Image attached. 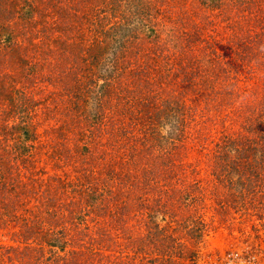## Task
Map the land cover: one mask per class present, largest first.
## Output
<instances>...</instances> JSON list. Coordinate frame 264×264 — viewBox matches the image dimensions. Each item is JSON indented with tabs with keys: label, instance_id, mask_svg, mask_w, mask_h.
<instances>
[{
	"label": "rangeland",
	"instance_id": "374dc122",
	"mask_svg": "<svg viewBox=\"0 0 264 264\" xmlns=\"http://www.w3.org/2000/svg\"><path fill=\"white\" fill-rule=\"evenodd\" d=\"M262 109L264 0H0V264H264Z\"/></svg>",
	"mask_w": 264,
	"mask_h": 264
},
{
	"label": "trees",
	"instance_id": "16d2710c",
	"mask_svg": "<svg viewBox=\"0 0 264 264\" xmlns=\"http://www.w3.org/2000/svg\"><path fill=\"white\" fill-rule=\"evenodd\" d=\"M18 61V58H16V62ZM262 113H263V115H264V109H262ZM232 144L235 146V143L234 142H232ZM258 144V140H256V141H254V142H252V144H251V149L252 148H254L255 147V145H257ZM259 145V144H258ZM258 145L256 146V148H258ZM97 158H98V154H96V153H94V154H90V152H89V154H88V160L87 161H85V160H83V162L81 163V164H86V166H82V172H77V174H80V173H82V177H83V183L81 184V188H80V192H83V196H86V197H88V199L89 200H91V199H93V198H97L96 197V192H91L90 193V188H88L89 186V184L88 183H85V182H88V181H84L85 179H89V178H92V177H94L93 175V170H91V162H94V161H98L97 160ZM105 165H107V163L105 162ZM77 170H80L79 168L77 169ZM110 172H112V171H110ZM109 173V172H108ZM101 174V173H100ZM81 181H82V179H81ZM92 182H94L93 180H91ZM90 183V182H89ZM85 184H87V186L85 185ZM86 188H88L89 190H84V189H86ZM85 197V198H86ZM95 201V200H94Z\"/></svg>",
	"mask_w": 264,
	"mask_h": 264
}]
</instances>
